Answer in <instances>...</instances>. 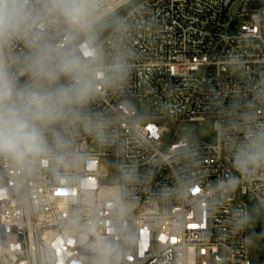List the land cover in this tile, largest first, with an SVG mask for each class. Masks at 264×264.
Listing matches in <instances>:
<instances>
[{
  "label": "built area",
  "instance_id": "1",
  "mask_svg": "<svg viewBox=\"0 0 264 264\" xmlns=\"http://www.w3.org/2000/svg\"><path fill=\"white\" fill-rule=\"evenodd\" d=\"M226 1L146 0L101 41L109 59L117 50L126 54L129 72L119 87L101 86L87 106L108 123V141L81 132L77 145L88 157L80 175L101 234L113 235L122 223L133 235L122 264H253V217L264 235V170L240 177L229 140L231 124L246 113L264 122L256 100L264 87V0ZM131 2L101 0V10L111 17ZM209 119L213 140L193 144L183 136L164 148L171 132ZM108 159L118 185L101 183ZM127 170L133 182L123 179ZM230 177L238 178L235 187ZM187 188L193 191L181 195ZM108 193L128 205L122 221ZM79 196L46 169L24 176L0 160V264H92L87 246L62 234ZM243 214L251 221L238 229Z\"/></svg>",
  "mask_w": 264,
  "mask_h": 264
},
{
  "label": "clouds",
  "instance_id": "2",
  "mask_svg": "<svg viewBox=\"0 0 264 264\" xmlns=\"http://www.w3.org/2000/svg\"><path fill=\"white\" fill-rule=\"evenodd\" d=\"M110 27L120 31L123 23L102 12L101 0H0V160L24 176L46 169L58 182L79 189L62 234L85 244L92 264H122L125 245L133 241L122 223L113 235L101 234L88 180L80 175L88 158L77 145L80 133L99 144L108 141V123L91 116L87 106L101 86L119 87L129 72L124 52L105 55L101 35ZM256 100L264 104V87ZM231 131L232 166L240 177L254 178L264 170V122L246 113ZM123 179L133 182L134 170L125 171ZM237 183V177L228 180L231 187ZM107 198L122 221L128 205L113 193ZM250 221L243 214L236 227Z\"/></svg>",
  "mask_w": 264,
  "mask_h": 264
},
{
  "label": "rangeland",
  "instance_id": "3",
  "mask_svg": "<svg viewBox=\"0 0 264 264\" xmlns=\"http://www.w3.org/2000/svg\"><path fill=\"white\" fill-rule=\"evenodd\" d=\"M146 0H133L129 5L112 15L110 18L121 21L127 14H129L134 8L145 2ZM114 28L110 27L106 29L102 34L103 38L111 32ZM105 52L107 53L106 47L102 46ZM131 105H135L134 101H129ZM185 136L190 143L200 144L203 140H213L214 130H213V120H206L201 124H193L188 127H184L182 134L174 136V133L171 132L164 138V148H167L171 143H176ZM103 169L107 172L108 178L101 180L102 184L118 185L120 183V174L119 171L114 167L113 161L111 159L106 160L103 163ZM262 221H264V216H262ZM253 240L251 243V259L253 264H264V240L258 241L254 239V231L252 233Z\"/></svg>",
  "mask_w": 264,
  "mask_h": 264
},
{
  "label": "trees",
  "instance_id": "4",
  "mask_svg": "<svg viewBox=\"0 0 264 264\" xmlns=\"http://www.w3.org/2000/svg\"><path fill=\"white\" fill-rule=\"evenodd\" d=\"M103 37V34L101 35V38ZM252 225H253V231H254V239L258 241H263L264 240V235H263V230L262 227L257 220V217L252 218ZM263 263H264V256H263Z\"/></svg>",
  "mask_w": 264,
  "mask_h": 264
},
{
  "label": "water",
  "instance_id": "5",
  "mask_svg": "<svg viewBox=\"0 0 264 264\" xmlns=\"http://www.w3.org/2000/svg\"><path fill=\"white\" fill-rule=\"evenodd\" d=\"M230 1H231V0H227V1H226V6L229 4Z\"/></svg>",
  "mask_w": 264,
  "mask_h": 264
}]
</instances>
